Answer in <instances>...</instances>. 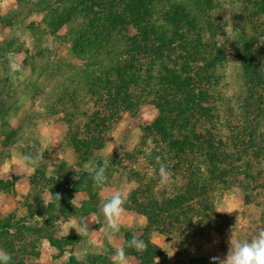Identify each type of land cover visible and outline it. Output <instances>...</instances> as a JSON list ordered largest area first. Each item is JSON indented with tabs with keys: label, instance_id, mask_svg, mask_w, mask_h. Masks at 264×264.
I'll use <instances>...</instances> for the list:
<instances>
[{
	"label": "trees",
	"instance_id": "1",
	"mask_svg": "<svg viewBox=\"0 0 264 264\" xmlns=\"http://www.w3.org/2000/svg\"><path fill=\"white\" fill-rule=\"evenodd\" d=\"M74 4L76 16L59 38L82 62L68 64V75H57L43 93L44 108L72 103L97 108L90 105L78 113L80 117L67 115L88 119L71 134L76 148L88 154L99 147L105 127L121 111H136L157 101L154 125H165L169 133L166 166L172 179L181 176L183 186L178 196L167 193L160 199L159 210L171 221L146 231L176 233L183 239L189 237L185 228L190 227L223 232L225 217L211 202L216 193L238 182L247 187L248 198L264 193V0H75ZM137 18L144 19V26L129 35ZM227 26L231 27L228 49L219 40ZM44 64L41 74L59 70L55 63ZM5 108L0 106V114ZM161 156L157 155L160 160ZM67 185L51 190L52 201L40 200V211L32 215L44 217L57 205L54 195L70 192ZM82 209L84 214L98 211L88 205ZM21 221L13 223V214L0 221V248L11 253L12 264L21 263L15 259L18 252L10 233L16 237L26 230L41 236L39 228ZM130 236L127 231L125 242ZM43 238L64 251L53 235ZM135 256L151 264V257ZM89 258L94 264H113L107 254L92 253ZM190 262L213 264L199 256Z\"/></svg>",
	"mask_w": 264,
	"mask_h": 264
},
{
	"label": "rangeland",
	"instance_id": "2",
	"mask_svg": "<svg viewBox=\"0 0 264 264\" xmlns=\"http://www.w3.org/2000/svg\"><path fill=\"white\" fill-rule=\"evenodd\" d=\"M74 1L0 0V106H6L0 114V221L13 214V223L23 219L24 225L39 228L42 236L26 230L16 237L10 233L18 252L15 259L21 264L33 261L40 264H94L89 260L92 253L107 254L113 259L116 240L123 233L129 231L133 237L132 231H143L145 227L157 230L156 226L161 222L171 221L160 212V199L168 197L167 193L171 197L178 196L182 191L181 176L172 179L171 175L169 183L163 187L157 181L156 157L162 154L161 161L166 165L164 150L169 138L165 125H154L160 107L157 101L136 111H121L118 118L105 127L99 147L88 154L80 152L71 137L75 128H80L88 119L67 115L72 113L80 117L78 113L88 111L91 104L44 108L47 100L43 93L57 75H68V64L80 65L82 62L70 45L59 38L67 33L76 16ZM144 22L143 18L135 19L128 34L141 32ZM230 32L231 27H224L219 37L227 49ZM45 62L57 64L58 72L41 74V69L47 67ZM91 109L97 108L91 105ZM89 124L92 126L93 121L89 120ZM40 152L43 159L34 169L20 165L21 156H35ZM98 166L106 168L107 181L101 187L89 174H94ZM5 169L10 170L8 175ZM26 174L31 180L24 178L18 183L19 176ZM73 179L78 180L73 184ZM65 182L71 190L59 194V204L57 202L42 218L32 215L40 211V200L46 202L49 192ZM117 191L127 194L124 207L130 211L124 212L119 232L109 238L102 206ZM85 199H88L86 206L98 210V216L85 218L83 209L75 208ZM211 202L216 213L225 217L223 232L212 231L211 227H190L185 228L190 232L189 237L183 239L176 233L163 235L152 231L147 250L143 253L133 251L151 257V264H156L155 257L159 258V264H196L190 262V258L224 259L231 237L233 242L251 241L264 230V193L248 198L247 187L238 182L232 187H224ZM80 219L86 220L89 234L79 235L75 228H70L65 236L68 225ZM164 229H167L166 225ZM194 231L196 234L192 236ZM45 235H53L55 243L64 245V251L52 246L43 238ZM170 248L175 249L171 257L166 252L171 255ZM97 264L104 263L99 261ZM129 264L132 261L129 260Z\"/></svg>",
	"mask_w": 264,
	"mask_h": 264
},
{
	"label": "clouds",
	"instance_id": "3",
	"mask_svg": "<svg viewBox=\"0 0 264 264\" xmlns=\"http://www.w3.org/2000/svg\"><path fill=\"white\" fill-rule=\"evenodd\" d=\"M43 159V153H37L33 155H23L20 157V165L22 167L32 166L33 169L37 167L40 161ZM156 162L159 165V177L160 185L166 186L169 183L171 173L169 172L167 166L156 157ZM7 175L10 170H4ZM155 171V169L153 170ZM9 178V177H8ZM94 183L101 187L107 181L106 168L104 166H98L94 170L92 176ZM56 201L59 204L60 196L59 194L54 195ZM128 196L126 193L117 191L115 194L111 195L102 206V212L106 219L105 232L111 238L112 235L119 232L121 221L125 212L124 205L127 203ZM86 220L80 219L79 221H72L68 225V230L65 236L68 235L70 228H75L79 235L87 236L89 234L88 224ZM148 245L144 240L133 236L131 240L125 242L123 246L118 247L113 255V264H129L127 249H133L136 252L143 253L147 250ZM171 249V248H170ZM172 254L168 256L171 257L174 254L175 249H171ZM156 258V264H159V258ZM213 264H264V230H260L251 241L245 240L232 241L230 240V248L224 259L219 257H212ZM0 264H12V255L3 248H0Z\"/></svg>",
	"mask_w": 264,
	"mask_h": 264
},
{
	"label": "crops",
	"instance_id": "4",
	"mask_svg": "<svg viewBox=\"0 0 264 264\" xmlns=\"http://www.w3.org/2000/svg\"><path fill=\"white\" fill-rule=\"evenodd\" d=\"M24 178H25L26 180H31L30 175H29V176H27V174H26V175H20V176H19V179H18V183H19V182H23V181H24ZM19 191L21 192V189H19ZM46 200H47L46 203L52 201V198H51V194H50V192H49L48 199H46ZM87 200H88V199H85V201L80 200V202H78V203L75 205V208H76L77 210H79V209H81L83 206H86V204H87ZM124 208H125V207H124ZM126 209H128V208H125V211H128V212L130 211L129 209H128V210H126ZM98 214H99L98 211H97V212H89V213H87V214H84V217H85V218H86V217H90V219H91V218H93V217L98 216ZM148 224H149V217H148V223H147V225H148ZM132 233L134 234V236L138 237L139 239L144 240L145 243L147 244V242L150 240V235H151L152 232H148V231H146V227H145V228L143 229V231H142V230H136L135 233H134V231H132ZM125 240H126V238H125V233H123V235H121L120 239H117V240H116L117 243H116V245L114 246L115 248H114L112 254H114L115 250H116L118 247L123 246V245L125 244ZM128 260H130V262L132 261V264H144L143 261H142V259H140L139 257H137V256H135V255H132V254H131V255L128 254Z\"/></svg>",
	"mask_w": 264,
	"mask_h": 264
}]
</instances>
